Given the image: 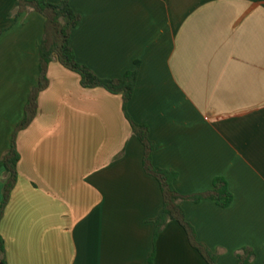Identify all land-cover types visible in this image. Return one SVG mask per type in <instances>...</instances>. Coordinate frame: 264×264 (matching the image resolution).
I'll return each mask as SVG.
<instances>
[{"label":"crops","instance_id":"crops-1","mask_svg":"<svg viewBox=\"0 0 264 264\" xmlns=\"http://www.w3.org/2000/svg\"><path fill=\"white\" fill-rule=\"evenodd\" d=\"M67 1L79 15L77 63L109 80L138 63L126 112L148 128L153 168L176 173L186 198L225 180L229 207L182 204L196 240L217 264H236L242 248L264 264V0ZM15 2L0 0V162L13 136L19 155L0 214L6 264H146L162 197L121 95L83 88L53 60L17 129L39 80L45 19L28 10L15 20ZM5 179L0 167V211ZM154 253L153 264H207L176 222Z\"/></svg>","mask_w":264,"mask_h":264},{"label":"trees","instance_id":"trees-1","mask_svg":"<svg viewBox=\"0 0 264 264\" xmlns=\"http://www.w3.org/2000/svg\"><path fill=\"white\" fill-rule=\"evenodd\" d=\"M32 11L40 14L45 19L44 37L38 45V61L40 76L37 84L28 96L24 110V117L17 129L26 127L35 114V102L38 92L46 83L44 76L47 66L56 60L61 66L75 73L80 84L85 89L102 88L110 94L121 95L122 110L125 118L130 124L133 136L136 137L143 146L142 168L146 175L154 178L159 184L162 207L157 216L150 221L153 227L152 250L148 256L146 264H153L154 246L158 235L170 222L178 223L185 231L188 241L193 249L203 258L207 264H217L216 254H213L207 247L196 240L193 228L184 220L182 204L185 202L199 203L202 200H211L220 208H227L233 202V197L227 188V184L222 178H215L212 183V190L191 197L180 196L174 188L177 174L172 171L153 168L151 164V153L153 143L148 138V128L144 125H137L131 121L126 105L131 99L138 73V63L134 64V69L126 72L120 80L101 79L92 73L85 66L77 63L74 53L69 45V34L79 22V15L73 12L68 1L64 0L59 4H51L45 0H16L14 12L15 20L25 11ZM19 155L14 144V136L7 154L0 162V167L4 169L6 179L4 182L3 200L0 214L6 205L9 194L16 182V165ZM236 264H251L254 253L249 248H242L236 254ZM0 264H6L4 244L0 237Z\"/></svg>","mask_w":264,"mask_h":264}]
</instances>
